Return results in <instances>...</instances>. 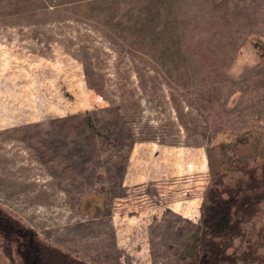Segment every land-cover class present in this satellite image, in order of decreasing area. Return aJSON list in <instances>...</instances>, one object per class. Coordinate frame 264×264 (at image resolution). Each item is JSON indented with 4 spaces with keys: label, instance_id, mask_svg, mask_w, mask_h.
Returning a JSON list of instances; mask_svg holds the SVG:
<instances>
[{
    "label": "rangeland",
    "instance_id": "374dc122",
    "mask_svg": "<svg viewBox=\"0 0 264 264\" xmlns=\"http://www.w3.org/2000/svg\"><path fill=\"white\" fill-rule=\"evenodd\" d=\"M257 157L264 0H0V206L46 242L187 264L212 174ZM243 231L264 264V213Z\"/></svg>",
    "mask_w": 264,
    "mask_h": 264
},
{
    "label": "trees",
    "instance_id": "16d2710c",
    "mask_svg": "<svg viewBox=\"0 0 264 264\" xmlns=\"http://www.w3.org/2000/svg\"><path fill=\"white\" fill-rule=\"evenodd\" d=\"M88 119V117H87ZM90 123V122H89ZM97 144L108 136L90 124ZM110 138V136H109ZM130 135L128 149L134 143ZM235 144L229 141L227 144ZM225 146V145H224ZM127 149V150H128ZM211 160V157L209 155ZM212 171V165L209 162ZM233 167V168H231ZM244 177L229 182L215 176L203 193L200 223L196 238L197 253L187 264H251L262 262V255L251 246L241 252L234 248L235 239L243 236V224L264 213V158H256L243 166L232 165ZM0 236L10 247L15 245L17 261L12 264H90L76 255L43 240L36 230L0 206Z\"/></svg>",
    "mask_w": 264,
    "mask_h": 264
}]
</instances>
